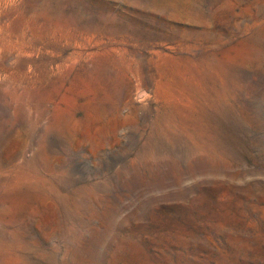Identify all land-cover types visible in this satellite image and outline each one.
Instances as JSON below:
<instances>
[{
	"label": "rangeland",
	"instance_id": "obj_1",
	"mask_svg": "<svg viewBox=\"0 0 264 264\" xmlns=\"http://www.w3.org/2000/svg\"><path fill=\"white\" fill-rule=\"evenodd\" d=\"M0 264H264V0H0Z\"/></svg>",
	"mask_w": 264,
	"mask_h": 264
}]
</instances>
